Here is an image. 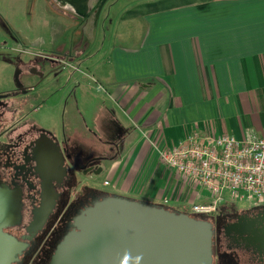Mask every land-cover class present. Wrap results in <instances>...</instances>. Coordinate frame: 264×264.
<instances>
[{
    "label": "crops",
    "instance_id": "crops-1",
    "mask_svg": "<svg viewBox=\"0 0 264 264\" xmlns=\"http://www.w3.org/2000/svg\"><path fill=\"white\" fill-rule=\"evenodd\" d=\"M32 12L41 21L29 22V30L46 36L28 44L73 55L67 121L77 131L82 118L104 138L83 148L73 143L95 155V171L106 176L100 186H111L113 196L190 215L208 194L175 176L159 151L192 132L238 141L264 136V0H0V50L26 42L18 21ZM93 46L95 63L88 58ZM25 126L50 155L61 154L52 132ZM129 130L134 137H126ZM168 193L164 207L159 196Z\"/></svg>",
    "mask_w": 264,
    "mask_h": 264
},
{
    "label": "flooded vegetation",
    "instance_id": "flooded-vegetation-1",
    "mask_svg": "<svg viewBox=\"0 0 264 264\" xmlns=\"http://www.w3.org/2000/svg\"><path fill=\"white\" fill-rule=\"evenodd\" d=\"M66 64H70L67 59L59 73L70 76L75 69L67 67ZM20 65L25 64L19 63L16 66L18 74H16L15 87L11 91L0 93V97H3L0 98V168L4 171L3 175L12 177L15 183L22 181L27 189H22V193L19 192L16 220L12 222L5 219L2 224L0 223V228L3 233L23 245L12 264H83V258L89 255L91 247L94 246L92 242L95 240V227H91L95 225L94 219L83 220L86 217L83 214L84 210L94 208L95 202L92 201L95 198L88 197L83 204L82 201L86 199L83 191L95 188L84 185L76 187L75 184L76 180L89 174L86 172L89 166L86 165L90 162H85V165L81 159L73 157L70 153L64 158L61 146L59 149L61 154L53 157L49 154V147L44 149L42 144L39 145L40 134L33 127H30L31 131L28 129L24 133L15 131L20 124L29 123L27 117L28 113L34 110L33 105L37 103L44 105L46 102V99L42 102L39 100H43L39 92L46 87L47 75L35 68H32L33 71L29 69L23 73ZM50 70L53 76L59 74L54 73L53 69ZM66 85L67 83L64 87ZM20 97L23 100L20 101ZM13 99H15L14 103H6L13 102ZM23 112L26 113L18 116ZM56 167H58L57 171H55ZM94 173L95 171L90 173L91 180L95 178ZM2 182L10 184L5 176L0 175V183ZM14 188L16 187H12L13 190ZM97 192L102 193L101 190ZM92 193L95 194V191ZM45 204L49 206L45 208L42 222L35 228L36 217ZM9 213H12L11 210ZM0 216L1 219L5 218ZM24 216H28L30 220V225L25 230L20 227ZM263 217L264 210L252 207L239 216L233 214L211 225L212 264H214V254L216 258L221 252L238 254L253 264H264V251L252 245L250 240L252 237L250 232L264 229ZM221 222L223 223L220 224ZM218 227L221 228L222 237ZM85 232L87 239L71 236ZM241 232L246 233L240 234ZM69 240L72 241L68 242Z\"/></svg>",
    "mask_w": 264,
    "mask_h": 264
},
{
    "label": "water",
    "instance_id": "water-1",
    "mask_svg": "<svg viewBox=\"0 0 264 264\" xmlns=\"http://www.w3.org/2000/svg\"><path fill=\"white\" fill-rule=\"evenodd\" d=\"M99 173L96 170L94 175ZM17 208L11 194L0 189V215L5 217L0 223L5 219L14 222ZM83 214V220L92 218L95 224L91 226L95 227L94 246L83 264H212L211 227L189 215L110 195ZM250 233L252 245L264 251V229ZM71 236L87 239V232ZM22 248L0 228V264H12Z\"/></svg>",
    "mask_w": 264,
    "mask_h": 264
},
{
    "label": "rangeland",
    "instance_id": "rangeland-1",
    "mask_svg": "<svg viewBox=\"0 0 264 264\" xmlns=\"http://www.w3.org/2000/svg\"><path fill=\"white\" fill-rule=\"evenodd\" d=\"M40 21L41 19L37 17V14L35 12H32L30 16L25 15L24 17L23 16L20 17L18 21L20 34L22 33L21 36L23 38H26L25 40L26 42L25 43L23 42L22 45H18L19 49L0 50V92L4 90H7L8 92L15 87V77L16 74H18V70L16 69V63H17L16 59H18V62L26 63L24 66L20 65V68L23 70V73L27 72L29 69L32 68H35L37 71L43 74L45 73V75H47L46 87H44V90L39 92L42 95V99H43V100L41 99L39 100L42 102L46 99V102L44 105L42 103H37L36 105H33L34 110H31L28 113V117H27L28 122L33 126H37L41 128L43 132L44 131L52 132L55 138L57 139L59 145L57 148L61 146L64 151L62 153V156L64 158H66L67 153H70L73 157L81 159V161H83L84 163L90 162L87 163V165L85 163V165L89 166V169L95 171V161H93L95 160V155H93L92 153L80 154L79 152H76L78 151L76 146L80 142L79 146L80 148H83L82 146L83 145L87 146L88 143H92V144L100 143L101 140H104V138L103 139L97 138L95 132L88 127L85 120H83L82 118L78 119L77 125L75 123L77 131L70 129L72 126H70L69 124L70 122L67 121V117H70L71 113H73L74 111H71V107L69 105L68 100L70 96L68 94L66 95L64 90L65 89L64 81L66 80L67 77H69V74H66L65 76L62 75V78L60 79V75L53 76V72L50 69H53L54 73L61 72L62 69L61 66L63 65V63L66 62V59L70 63L73 60V55L72 57L66 58L64 55L66 53L63 54L61 51H59L56 55H54L51 53L52 51L51 48L45 47L44 44H38V45L32 43L28 44L27 39H31L37 36L43 38L44 36H46L45 33H43L42 29L39 27L36 28L35 32L29 30L28 28L29 22L35 23L36 26H38L40 24ZM89 34L91 38H97V37L100 38L99 43L101 42L102 36H100L99 33H97V30L94 31L92 30V28H90ZM25 45L27 46L25 47ZM88 58H93V63H95L94 46L90 50ZM6 61L10 62L11 65H8ZM33 70L34 69H32L31 71ZM75 72L76 71L73 70V73ZM21 100H23V98L20 97V101ZM14 102L15 99H13V102H6V103L12 104ZM26 112L20 113L18 116H23ZM28 129L30 128H27L25 124H20V126L16 130L19 133H24L27 132ZM74 134H78V135L75 138H73ZM134 135H135L134 131L129 130V133L127 134L126 137L130 138L128 136L134 137ZM113 141L116 142L117 139H114ZM73 142H76L77 144ZM77 155H79V157ZM96 164L99 166L105 164V162H97ZM3 174L4 171H2V168H0V175L5 176L6 179L10 181L8 182L10 184L4 182L0 183V189L8 194H11V196L18 203L19 192L22 193L23 191L22 189H27L26 184H24L20 180L17 181V183H15L12 181V177H8ZM91 175L92 174L89 173L88 175L79 178L78 181L76 180L75 185L76 187H81L82 184L85 186L89 185L94 187L95 189L92 190L90 188V190L95 191V194L92 193L88 197L95 198V200H93L92 202H96L105 198L98 195L97 191L105 190L110 193L111 186L110 187L100 186V184H102L103 180L106 178L104 174L99 176L96 175L97 177L95 176L94 178L95 180L90 179ZM181 184L183 185V183ZM103 185H105V182L103 183ZM5 186H7L8 188H5ZM12 187H16L14 188L15 190H13ZM110 196H113V194L110 193ZM119 196L120 198H126L124 195H119ZM87 198L84 200L87 201ZM141 198L144 199V196ZM159 199L161 201L163 199L165 200L163 204L165 207V205H167L168 202L171 201L170 193H168L166 198H164L163 194H161L159 196ZM15 204L16 203H14L12 207H14ZM222 205L225 206L218 209L215 215L205 218V220H207L210 226L216 222L219 223V221H223L224 219L233 216V214H235V216H239L243 211H246V209L252 208L250 204L247 202H237L236 204L223 203ZM257 207L260 208L261 210H264V204H261ZM12 216L14 217L13 210H12ZM24 217H22V221H21L22 225L20 226L22 227L23 230H25V228L30 225V220L28 219V216H26L25 218ZM222 223L223 222H221L220 224ZM218 231L221 233L220 237H222L223 234L220 227H218ZM214 264H253V263H250L245 257H240L238 254L231 252H221L216 255V258L214 254Z\"/></svg>",
    "mask_w": 264,
    "mask_h": 264
},
{
    "label": "built area",
    "instance_id": "built-area-1",
    "mask_svg": "<svg viewBox=\"0 0 264 264\" xmlns=\"http://www.w3.org/2000/svg\"><path fill=\"white\" fill-rule=\"evenodd\" d=\"M158 159L175 176L207 192L209 202L192 205L190 215L208 218L223 203L264 204V136L238 141L231 135L192 132L159 151Z\"/></svg>",
    "mask_w": 264,
    "mask_h": 264
},
{
    "label": "trees",
    "instance_id": "trees-1",
    "mask_svg": "<svg viewBox=\"0 0 264 264\" xmlns=\"http://www.w3.org/2000/svg\"><path fill=\"white\" fill-rule=\"evenodd\" d=\"M91 190H89V189H86V190H84L83 191V194H84V196H85V198H87L90 194H92V191L90 192ZM98 195H100L101 197H107V195H105V194H102V193H98ZM115 197H117V196H115ZM104 198V199H105ZM120 198V197H119ZM103 200V199H102ZM126 200H128V201H134V200H131V199H126ZM99 201H101V200H99ZM135 202H138V203H141V204H146V205H149V206H152V207H158V208H162V207H159V206H157V205H153V204H150V203H146V202H142V201H135ZM82 203L84 204V203H86V200H83L82 201ZM225 205H220V207H219V209L220 208H222V207H224ZM191 217H193L194 219H198V220H200V221H204V222H207V220H205V217H201V216H194V215H192ZM208 223V222H207Z\"/></svg>",
    "mask_w": 264,
    "mask_h": 264
},
{
    "label": "bare ground",
    "instance_id": "bare-ground-1",
    "mask_svg": "<svg viewBox=\"0 0 264 264\" xmlns=\"http://www.w3.org/2000/svg\"><path fill=\"white\" fill-rule=\"evenodd\" d=\"M48 204H45L44 208L39 212V214L36 217V221L34 224V227H38L40 223L42 222L44 212L46 211L45 208H47ZM17 249H20L19 247H16Z\"/></svg>",
    "mask_w": 264,
    "mask_h": 264
}]
</instances>
